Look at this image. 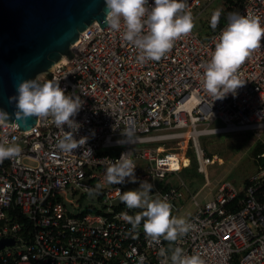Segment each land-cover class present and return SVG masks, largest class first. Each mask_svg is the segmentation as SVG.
Returning a JSON list of instances; mask_svg holds the SVG:
<instances>
[{
    "label": "built area",
    "instance_id": "1",
    "mask_svg": "<svg viewBox=\"0 0 264 264\" xmlns=\"http://www.w3.org/2000/svg\"><path fill=\"white\" fill-rule=\"evenodd\" d=\"M205 1L202 11L215 0H185L193 21L199 17L193 11ZM231 5V13L253 14L264 26V0H227L225 9ZM227 20L215 29L211 25L203 37L192 29L161 60L145 64L122 38L123 28L117 32L95 21L81 32L71 45L74 57L54 64L42 80L59 82L65 94L84 102L74 118L81 125L74 137H88L92 158L84 148L61 152L57 140L70 129L50 120L38 119L29 130L0 125V141L16 138L22 149L0 162V242L13 241L0 248V264H162L161 248L171 264L175 247L200 254L205 264H264V152L243 188L223 181L213 194L205 191L207 166L220 158L206 153L201 137L255 131L261 139L264 130V41L238 67L245 84L235 95L215 100L202 86L201 65L211 58ZM130 125L134 142L118 144ZM176 138H183L177 147L152 145ZM189 149L206 179L194 192L182 179L167 180L190 165ZM126 152L136 165L135 185L144 180L153 185L150 195L166 199L171 215L191 225L185 236L155 243L145 236L143 222L133 231L123 218L122 213L142 210L119 200L127 178L110 184L105 169ZM89 189L95 194L89 196ZM184 201L193 208L181 210Z\"/></svg>",
    "mask_w": 264,
    "mask_h": 264
},
{
    "label": "clouds",
    "instance_id": "2",
    "mask_svg": "<svg viewBox=\"0 0 264 264\" xmlns=\"http://www.w3.org/2000/svg\"><path fill=\"white\" fill-rule=\"evenodd\" d=\"M105 23L114 31H122V38L137 50L136 60L140 64L159 61L182 36L188 35L193 27V17L187 10L185 0H104ZM221 10L212 14L211 25L217 27ZM264 41V26L253 14L241 15L239 12L229 14L227 24L214 39V51L211 58L201 65L202 86L215 100H223L229 93L235 95L238 88L245 83L237 77L238 67L251 52ZM16 95L9 97V103L15 104L14 116L17 121L27 122L30 117L50 120L63 131L57 140V148L64 153H72L84 148L85 154L92 158V150L85 147L88 137L75 139L81 125L74 119L82 109L83 101L75 94H65L59 82L51 80L26 79L16 86ZM9 114L0 109V125L8 124ZM95 134L94 131L92 133ZM136 129L128 126L122 133L118 144L134 142ZM22 149L13 138L11 143L0 141V162L16 158ZM136 165L129 154L122 153L118 160L111 162L105 169V179L110 184L136 183ZM99 187V186H97ZM153 185L147 180L139 183V188L119 193V200L128 209H141L134 216L122 213L123 218L131 224L132 230L139 229L143 222V232L152 242L159 243L161 237L169 242L185 236L191 225L182 217L171 215L172 205L158 196L153 198ZM89 189L88 194H95ZM160 256L165 257L162 264H167L166 250L160 249ZM143 258L141 257V261ZM171 264H205L200 254L188 255L182 248L171 250Z\"/></svg>",
    "mask_w": 264,
    "mask_h": 264
},
{
    "label": "water",
    "instance_id": "3",
    "mask_svg": "<svg viewBox=\"0 0 264 264\" xmlns=\"http://www.w3.org/2000/svg\"><path fill=\"white\" fill-rule=\"evenodd\" d=\"M104 9V0H0V109L10 123L21 130L37 123L36 117L17 121L9 97L20 81L41 80L63 56L74 57L71 45L82 31L95 21L107 25ZM12 242L1 241L0 248Z\"/></svg>",
    "mask_w": 264,
    "mask_h": 264
},
{
    "label": "rangeland",
    "instance_id": "4",
    "mask_svg": "<svg viewBox=\"0 0 264 264\" xmlns=\"http://www.w3.org/2000/svg\"><path fill=\"white\" fill-rule=\"evenodd\" d=\"M226 2L227 0H215L204 11L202 9L205 7L206 1L202 6L197 7L193 11V14L199 13V17L193 21V30L202 37L210 33L213 12L217 9H220L221 12H226ZM39 78L42 80L44 78L43 74H40ZM257 139L258 135L251 131L219 133L201 137L205 149L222 150L225 152V156H222L219 151H216L221 156L220 159L214 160L207 166L210 183L205 191L208 194H213L223 181L231 182L236 188H243L245 186V180L257 171V165L250 154L251 147ZM261 139L264 140V130L261 131ZM180 140H183V138L152 143V145L177 147L180 143H183ZM236 145H240V147L234 150ZM234 151L235 153L233 154ZM181 179L187 183L192 192L201 188L206 182L204 174L197 173L187 167L179 175L169 174L167 177V180L174 184H178ZM137 188L135 183L128 182V180L125 182V191ZM179 207L182 210L184 208H192V205L189 201H184L179 203Z\"/></svg>",
    "mask_w": 264,
    "mask_h": 264
},
{
    "label": "trees",
    "instance_id": "5",
    "mask_svg": "<svg viewBox=\"0 0 264 264\" xmlns=\"http://www.w3.org/2000/svg\"><path fill=\"white\" fill-rule=\"evenodd\" d=\"M231 1L232 0H230V2ZM232 11H234V8L231 5V6H229L227 8L226 12H221V15L219 17V21L223 22L225 19H227L228 16H229V13H231ZM251 132H254V134H255V131H251ZM239 147H240V145H236V147H234V150L238 149ZM216 151H219L222 156H225V152H223L222 150H208V149H206V153L209 156L216 155L217 154ZM263 152H264V140L258 139L254 143V145L251 147L250 154L253 157L254 161H256V158H258V156L261 153H263ZM234 153H235V151L233 152V154ZM187 154H188V156L191 159L190 165L187 168L190 169V170H194L197 173H199V171H198V162H197V159L195 158V155L193 154V151L191 149H189ZM218 156H219V158L221 157L220 155H218Z\"/></svg>",
    "mask_w": 264,
    "mask_h": 264
},
{
    "label": "bare ground",
    "instance_id": "6",
    "mask_svg": "<svg viewBox=\"0 0 264 264\" xmlns=\"http://www.w3.org/2000/svg\"><path fill=\"white\" fill-rule=\"evenodd\" d=\"M76 42H77V41H76ZM76 42H75V43H76ZM66 59H67L66 56H63V57L61 58L60 61H64V60H66ZM60 61H59V62H60Z\"/></svg>",
    "mask_w": 264,
    "mask_h": 264
},
{
    "label": "crops",
    "instance_id": "7",
    "mask_svg": "<svg viewBox=\"0 0 264 264\" xmlns=\"http://www.w3.org/2000/svg\"><path fill=\"white\" fill-rule=\"evenodd\" d=\"M193 208V207H192ZM192 208H189V209H192Z\"/></svg>",
    "mask_w": 264,
    "mask_h": 264
}]
</instances>
